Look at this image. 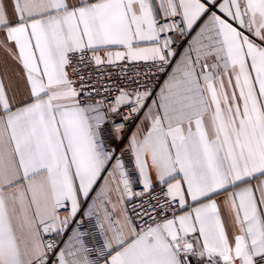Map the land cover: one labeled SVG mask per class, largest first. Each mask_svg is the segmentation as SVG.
Segmentation results:
<instances>
[{
    "label": "snow or ice",
    "instance_id": "1",
    "mask_svg": "<svg viewBox=\"0 0 264 264\" xmlns=\"http://www.w3.org/2000/svg\"><path fill=\"white\" fill-rule=\"evenodd\" d=\"M0 32L24 92L0 75V264H264V0H0ZM120 62L167 79L97 99L82 73ZM128 165L167 185L151 222L115 214Z\"/></svg>",
    "mask_w": 264,
    "mask_h": 264
},
{
    "label": "built area",
    "instance_id": "2",
    "mask_svg": "<svg viewBox=\"0 0 264 264\" xmlns=\"http://www.w3.org/2000/svg\"><path fill=\"white\" fill-rule=\"evenodd\" d=\"M181 42L180 39L177 41ZM120 67L115 66H101L100 68L92 67L90 69H85L82 73L85 77H91L86 83L93 86L99 87L101 94L97 96V99H101L105 93L104 89L109 88L112 90V96L117 95L116 86L119 85L122 88H126L129 91L137 88L139 83H146L148 87L155 93L161 86L166 78L164 72H158L157 68L152 66L150 63L137 62L128 64L127 62H120ZM170 69H168L169 71ZM136 81V82H133ZM124 113L127 115L128 109H123ZM139 117V113L133 114L127 121L124 135L128 137L131 130L135 126ZM117 121L121 120L120 116L115 117ZM127 144V139L124 141ZM125 160H128V156L125 155ZM128 172L131 178V187L134 193H141L140 196L125 198L124 204L127 209L128 214L133 218L137 225L143 223V221H149V217L144 215L141 211L142 208H148L149 203L156 206H163L166 200V184H160L152 187L148 192H145L141 183H139L138 171L131 165H128ZM134 212H140L143 219L137 217ZM149 212L151 210L149 209ZM60 214L63 216L66 213L61 209ZM166 214L170 217L172 215L171 209H168ZM179 214V213H178ZM152 216H156L155 212H151ZM160 219V217H157ZM151 222V221H149ZM48 237H45L47 239Z\"/></svg>",
    "mask_w": 264,
    "mask_h": 264
},
{
    "label": "crops",
    "instance_id": "3",
    "mask_svg": "<svg viewBox=\"0 0 264 264\" xmlns=\"http://www.w3.org/2000/svg\"><path fill=\"white\" fill-rule=\"evenodd\" d=\"M3 39V33L0 32V40ZM8 47L11 49L13 46L11 44L8 45ZM103 55V53H101ZM171 71V69L169 70ZM0 75H4L6 77V81L10 79L13 82V85L15 86L16 90V100H22L24 98V92H23V79L20 74L19 66L17 65L16 61L13 58V55L10 53L9 50H6L4 46H0ZM167 79V76L165 80ZM164 84V83H163ZM162 87V86H161ZM160 89V88H159ZM159 89L156 92H159ZM155 92V93H156ZM148 103H151V100L148 101ZM147 109H144L142 112L139 113L138 120L131 130L128 137H130L133 133L140 132L143 134L144 131H146L148 127V122L144 118V112H146ZM206 123L208 122V117H205ZM209 133L211 134V126L209 125ZM261 180H264V177H259L253 183L259 184ZM161 183L158 182L155 174H152V185L157 186ZM237 189H232V191H236ZM229 195L230 193L225 191L220 193L219 195H216L213 197L215 199L218 210L221 216V220L225 226V229L231 238L233 234L238 231L237 224L235 221L234 211L231 206V203L229 202ZM113 200L115 201L116 197L113 195ZM125 208V204H117L116 206V216H120L121 212ZM12 209L10 208V211ZM13 222L14 224L19 225L23 222V215L21 213V210L19 206L17 205L15 207V210L13 211ZM22 234V231L21 233ZM192 264H197V258L192 257L191 258Z\"/></svg>",
    "mask_w": 264,
    "mask_h": 264
}]
</instances>
